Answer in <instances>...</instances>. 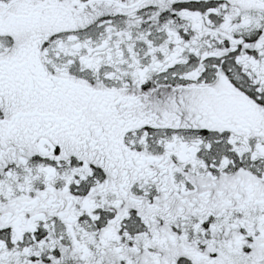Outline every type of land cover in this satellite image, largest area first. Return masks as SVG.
I'll return each instance as SVG.
<instances>
[{
    "label": "snow or ice",
    "instance_id": "1",
    "mask_svg": "<svg viewBox=\"0 0 264 264\" xmlns=\"http://www.w3.org/2000/svg\"><path fill=\"white\" fill-rule=\"evenodd\" d=\"M0 264H264V0H0Z\"/></svg>",
    "mask_w": 264,
    "mask_h": 264
}]
</instances>
